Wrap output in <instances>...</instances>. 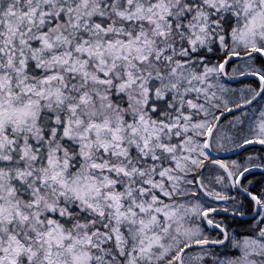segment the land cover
<instances>
[{"label": "snow or ice", "instance_id": "obj_1", "mask_svg": "<svg viewBox=\"0 0 264 264\" xmlns=\"http://www.w3.org/2000/svg\"><path fill=\"white\" fill-rule=\"evenodd\" d=\"M0 264H264V0H0Z\"/></svg>", "mask_w": 264, "mask_h": 264}]
</instances>
